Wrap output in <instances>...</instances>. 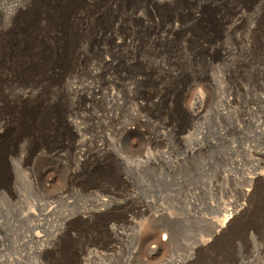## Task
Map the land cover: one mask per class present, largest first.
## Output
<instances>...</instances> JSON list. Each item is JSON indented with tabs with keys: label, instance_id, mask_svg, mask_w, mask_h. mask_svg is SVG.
<instances>
[{
	"label": "rangeland",
	"instance_id": "rangeland-1",
	"mask_svg": "<svg viewBox=\"0 0 264 264\" xmlns=\"http://www.w3.org/2000/svg\"><path fill=\"white\" fill-rule=\"evenodd\" d=\"M26 1L0 0L1 72L10 67L14 46L24 42L9 34L12 28L3 29L13 25L14 13L9 6L22 7ZM130 2L122 0L125 5ZM218 9L217 21H224L225 25L231 23L234 14L229 4L224 3ZM119 11L125 13L123 8ZM259 12L250 11L239 26L238 33L243 36L247 25L253 22L255 30L247 32L248 42H241L235 34L219 29L195 57L194 42L178 43L174 39L162 48L158 46L159 54L164 56L162 63H167L164 70L169 72V68H174L177 71L172 78L164 77L165 90L175 95L170 99L165 94L145 108L138 106V112L141 110V114L154 117L165 134L162 139L153 137L155 128L143 122L134 127L127 138L116 141L122 155L133 160L146 142L145 137L151 136L150 151L155 162L129 172L131 180L127 185L119 180L107 182L103 176L111 179L112 173L98 163L99 156H94L77 165L80 190L69 192V202L60 200L58 190L69 184L67 172L75 167L66 148L62 152L68 159L54 154L62 144L60 134L66 131L60 120H55L57 124L54 125L55 108L49 104L56 101L58 107L63 106V98L55 97L51 88L45 91L39 104L26 109L35 116L17 117L21 126L16 121L6 123L4 117L12 114L15 104H4L0 113V150L5 151L8 168L0 162V264H55L57 244L71 250H74L71 246L78 244L81 249L90 247L106 252L90 264H178L190 254L194 257L187 264H236L234 252L238 257L249 258L251 246L240 239L235 248L232 244L221 245L227 232L220 236L217 247L208 252L197 253L194 247L211 235L212 223L223 216L224 208L247 205L242 191L249 188L250 178L256 173L264 176V135L259 132V126L264 125V92L258 90V82L264 80V10ZM40 45L41 59L34 63L32 71L35 74L31 78L44 81L51 77L45 71L53 69L49 62L57 40L46 34ZM154 53L156 51H152L151 56ZM144 69L141 63L124 68L130 74L144 73ZM149 82H140L135 93L143 97ZM4 85L1 81V88ZM197 90L202 91L204 105L200 115L192 118L187 107L195 106L192 96ZM227 97L232 99L230 104L226 102ZM51 99L54 101L50 102ZM247 112H251L249 116ZM131 118L127 109L119 111L121 122ZM35 119H39L41 128L39 136L32 138L23 131ZM84 122L88 123L86 119ZM85 123L82 134L91 136L96 127ZM52 129L55 132L49 133ZM190 146H199V149L187 155ZM255 187L247 208L237 215V221L258 211L264 213V178H260ZM95 190L106 195L111 191L113 194L106 198L109 203L99 206ZM55 203L57 211L47 215L41 231L38 230L42 238L36 240L33 234L37 229L33 227L35 220L30 211ZM82 215L92 219L90 228L81 227ZM125 215L132 217L135 224L124 226ZM262 219L264 222V217ZM106 220L120 224L121 234L116 237L110 234L104 225ZM160 227L169 231L170 239L162 245L160 256L145 259L144 244ZM257 242L261 241L257 239ZM65 254L61 264H74L69 251ZM253 264H264V258H257Z\"/></svg>",
	"mask_w": 264,
	"mask_h": 264
},
{
	"label": "bare ground",
	"instance_id": "bare-ground-1",
	"mask_svg": "<svg viewBox=\"0 0 264 264\" xmlns=\"http://www.w3.org/2000/svg\"><path fill=\"white\" fill-rule=\"evenodd\" d=\"M130 1L128 5H125L122 0H27L22 7L16 4L9 6L11 12L14 13L13 25H7L3 29L12 28V32L9 34L16 36L19 40H24V42L14 46L10 67L4 72L0 71V82L5 83L4 87L0 86V113L2 114L4 104L14 103L15 110L11 115H6L4 119L6 123L16 121V124L21 126L17 117L19 115L35 116L36 114L29 113L26 109L31 105L39 104L42 100L41 95L45 91L51 88L55 91V97L64 99H61L63 106L58 107L56 101L49 104V107L55 108L54 125L57 124L55 120H60L66 131L65 134H60L62 144L54 151V154L60 158L68 159L63 155V150L66 148L75 165L67 172L69 184L58 190L57 198L60 200L69 202L67 201L70 196L69 192L79 189L80 179L78 180L76 177L77 165L83 163L87 158L99 156L98 163H102L109 173H112L111 179L105 176L103 178H106L107 182L119 180L125 185L131 180L128 176L129 172L137 171L139 168L155 162V157L150 151V135L144 136L146 142L144 141L138 156L133 160L122 155L117 142L127 138L134 127L143 122H148L151 128H155L153 137L162 139V135H165L162 130L160 131L161 127L157 125L154 117L141 114V110L138 112V106L145 108L144 106L153 105L165 94L170 99H173L175 95V93L170 94L167 88L165 90L164 77L172 78L177 71L174 68H169V72L164 70L167 68V63H162L164 56L159 54L158 46L162 48L167 41L174 39L178 40V43L194 42V47H196L193 50V57H195L200 54L199 51L208 42V38L216 34L219 29L235 34L236 39L241 42H248L247 32L255 30L253 22L247 25L243 36L238 33L239 26L245 22L250 11L260 13L261 9L264 10V0ZM224 3L229 4L234 14V18L228 25H225L227 23L224 24V21H217V10L222 8ZM122 4L126 7H123ZM122 8L125 10L124 14H120L119 10ZM215 13L216 16H214ZM217 24H219V28ZM46 34L52 35L57 40V46L53 48L49 62V66L53 69L45 71L46 74H51V77L44 81L38 78L32 80L31 77L35 74L32 71L34 63L41 59L40 41ZM152 51H156L153 56H151ZM170 58L172 60V57ZM133 63L143 64L144 73H127L124 68ZM144 81H150V86L148 84L147 92L144 91L145 93L143 92V97H141L135 93V88ZM258 90L264 92V80L258 82ZM201 93V90L195 91L192 96V104L195 106L187 107L189 116L192 118L200 115L204 105ZM226 99L227 104L232 102V99L228 97ZM53 101L54 99L50 100V102ZM121 109L129 111L132 116L129 121L121 122L119 120ZM84 119L96 127L91 136L86 137L82 134ZM40 128L41 122L39 119H35V122L23 132L35 138L39 136ZM48 132L54 133L55 131L52 129ZM259 132L264 135V125L259 126ZM181 137L184 139V136ZM17 138H14V141ZM198 149L199 146H190L186 153L192 155ZM4 153L5 151L0 150V162L5 168H8ZM260 178H264V176L261 173H256L249 180V188L242 191L243 199L247 201V205ZM98 182L100 183L101 179H98ZM84 188L88 189L89 187L85 186ZM93 193L96 194L99 206L109 203V199L106 198L113 194L111 191L108 192V195L101 191V194H98L96 190ZM247 205L242 203L238 207L230 205L224 208L223 216L212 223L211 235L200 241L194 247L195 251L197 253L208 252L212 250L211 248H216L220 236L227 232L226 238H223V241L220 239L222 246L232 244L235 248L239 239L245 245L251 246V255L247 259L242 258L243 255L238 257L234 252L236 264H253L257 258H264V222L262 219L264 213L258 211L242 221H237V215L245 211ZM54 211H57L56 203L47 208L30 211L35 220L33 227L37 229L33 234L36 240L42 238L40 229L43 221L47 215ZM127 215L124 216L122 224L124 226L126 223L134 225L132 217ZM260 217L262 220L258 221ZM81 218H84L81 227L90 228L92 219L89 220L90 218H86L85 215H82ZM104 225L108 232L115 237L121 234L118 230L120 224L106 220ZM232 226V232H229ZM164 231L166 230L162 227L157 228L155 235L146 240L145 255H143L146 257L145 259L156 257L160 253L162 245L170 239L169 231L166 233ZM160 232H164L161 237L159 236ZM257 239L261 241L259 244ZM59 245L57 244L55 249V264L63 262L66 250L70 253L69 258L74 259V264L75 262L76 264H90L96 261L100 255L106 253L90 247L81 249L78 244L71 246L74 250L64 247L66 245ZM193 257L190 254L178 264H187Z\"/></svg>",
	"mask_w": 264,
	"mask_h": 264
}]
</instances>
